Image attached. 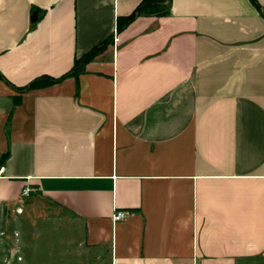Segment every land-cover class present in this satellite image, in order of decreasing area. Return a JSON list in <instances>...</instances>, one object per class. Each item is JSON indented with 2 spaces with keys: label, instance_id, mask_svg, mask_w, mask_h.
I'll list each match as a JSON object with an SVG mask.
<instances>
[{
  "label": "crops",
  "instance_id": "0c3cea01",
  "mask_svg": "<svg viewBox=\"0 0 264 264\" xmlns=\"http://www.w3.org/2000/svg\"><path fill=\"white\" fill-rule=\"evenodd\" d=\"M140 2L0 0L14 87L107 42L77 78H0V206L67 211L112 264H264V0H169L117 32Z\"/></svg>",
  "mask_w": 264,
  "mask_h": 264
},
{
  "label": "rangeland",
  "instance_id": "374dc122",
  "mask_svg": "<svg viewBox=\"0 0 264 264\" xmlns=\"http://www.w3.org/2000/svg\"><path fill=\"white\" fill-rule=\"evenodd\" d=\"M0 264H112L86 225L42 199L0 206Z\"/></svg>",
  "mask_w": 264,
  "mask_h": 264
},
{
  "label": "trees",
  "instance_id": "16d2710c",
  "mask_svg": "<svg viewBox=\"0 0 264 264\" xmlns=\"http://www.w3.org/2000/svg\"><path fill=\"white\" fill-rule=\"evenodd\" d=\"M167 1L169 0H141V2L138 4V6L135 8V10L132 12L131 15L124 17L122 19H118L117 21V32H120L123 30L128 24H130L133 20H135L137 17L142 15H155V16H164L167 14ZM107 42H104L100 46L95 47L94 49L87 52L85 55H83L81 58H76L74 60V65L70 72L63 75L60 78H49V77H40L38 79H35L34 81L30 82L28 85L17 88L9 84L4 78L0 76V78L5 81L9 86H11L13 89H15L18 92H25L32 89H38L42 88L51 84L60 83L67 77H75L81 73L84 72L85 65L90 62L95 55H98V52L100 49L105 46ZM8 156V153H5L2 155L1 160H4ZM0 165H2V161H0Z\"/></svg>",
  "mask_w": 264,
  "mask_h": 264
},
{
  "label": "built area",
  "instance_id": "2783aa9c",
  "mask_svg": "<svg viewBox=\"0 0 264 264\" xmlns=\"http://www.w3.org/2000/svg\"><path fill=\"white\" fill-rule=\"evenodd\" d=\"M114 40H116V33L114 34ZM3 170H4V168H3V166L1 165V166H0V175H1V173L3 172ZM22 196H23L24 198H26V197L29 196V189H28V188H24V189L22 190ZM124 216H125V214H124L123 212H118V213H116V214L113 216V220H114V221H119V220L123 219Z\"/></svg>",
  "mask_w": 264,
  "mask_h": 264
},
{
  "label": "water",
  "instance_id": "95a60500",
  "mask_svg": "<svg viewBox=\"0 0 264 264\" xmlns=\"http://www.w3.org/2000/svg\"><path fill=\"white\" fill-rule=\"evenodd\" d=\"M34 19H35V17H34Z\"/></svg>",
  "mask_w": 264,
  "mask_h": 264
}]
</instances>
